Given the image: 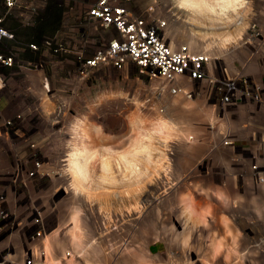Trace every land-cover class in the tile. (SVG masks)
Returning <instances> with one entry per match:
<instances>
[{
	"label": "rangeland",
	"instance_id": "obj_1",
	"mask_svg": "<svg viewBox=\"0 0 264 264\" xmlns=\"http://www.w3.org/2000/svg\"><path fill=\"white\" fill-rule=\"evenodd\" d=\"M227 1L156 0L155 13L165 18L174 46L206 52L231 72L259 79L264 0ZM70 90L65 104L26 118L28 137L0 135V212L8 214L1 257L22 253L13 228L37 206L50 264H264V185L249 180L247 166L251 157L264 164V148L257 152L248 132L234 134L240 149L224 148L230 121L198 97L170 94L161 80L106 69ZM258 124L264 127V119ZM26 141L35 145L43 174L37 192L24 174L35 162ZM77 145L85 179L75 186L69 159Z\"/></svg>",
	"mask_w": 264,
	"mask_h": 264
},
{
	"label": "built area",
	"instance_id": "obj_2",
	"mask_svg": "<svg viewBox=\"0 0 264 264\" xmlns=\"http://www.w3.org/2000/svg\"><path fill=\"white\" fill-rule=\"evenodd\" d=\"M155 6L156 0H0V135L28 137L33 130L25 131L22 125L26 118L45 116L42 101L65 104L74 84L88 86L92 75L106 69L161 80L170 94L187 100L198 97L217 114L233 115L245 105L264 109V74L255 79L243 71L233 73L206 52L172 45L166 20L155 13ZM251 29L254 33V24ZM9 111L14 112L6 116ZM250 132L258 152L264 148V135L257 128ZM234 138L223 133L222 146L240 149ZM25 148L34 159L35 145L26 141ZM240 153L239 163L244 164L247 151ZM34 160L24 174L37 192L43 174ZM251 160L249 180L264 185V164ZM4 201L0 195L2 205ZM27 210L29 217L13 228L23 251L0 256V264H46L43 209ZM7 217L1 210L3 230Z\"/></svg>",
	"mask_w": 264,
	"mask_h": 264
},
{
	"label": "crops",
	"instance_id": "obj_3",
	"mask_svg": "<svg viewBox=\"0 0 264 264\" xmlns=\"http://www.w3.org/2000/svg\"><path fill=\"white\" fill-rule=\"evenodd\" d=\"M204 103L210 108V106L206 102H204ZM49 107H52V104L48 101H42V103L40 104V108L44 112H46V110L49 109ZM234 113L235 114H233V115L232 114L230 115L228 113H227V115H226V113L225 114L218 113V115H217L218 118L224 117V119L227 118L228 121H230L228 123L227 127L225 128L226 129L225 133L231 134L232 136H235L234 134L243 136L244 132H248V134L250 136L251 129L257 128L258 131L260 132V135H264V127H262V125L258 124V123H260L261 119H264V109H261L260 111H258V110H255L252 106L245 105V106L239 107ZM250 115H254V118L251 119ZM237 121H239L241 123V125H243V126H241L243 128L242 130H239L240 123L236 124ZM230 123L232 124V126ZM238 126H239V128H238ZM223 130H221V131H223ZM251 141H253V140H251ZM218 153H221V152H218Z\"/></svg>",
	"mask_w": 264,
	"mask_h": 264
},
{
	"label": "bare ground",
	"instance_id": "obj_4",
	"mask_svg": "<svg viewBox=\"0 0 264 264\" xmlns=\"http://www.w3.org/2000/svg\"><path fill=\"white\" fill-rule=\"evenodd\" d=\"M237 0H229L227 1L226 3H228V5H230L231 3H235ZM180 2L183 4V5H188L192 2H194L195 4L198 5V0H180ZM171 44L173 45V43L171 42ZM80 152H81V149L78 147L77 145V151L75 152V156L71 157L69 159V168L72 172V175H73V178H74V181L76 184L75 186L77 185H80L82 179L85 177V170H83V167L81 166V162H80ZM77 154V155H76ZM82 159V158H81ZM85 179V178H84ZM73 180V179H72ZM139 184V183H138ZM78 189V188H77ZM129 198V197H128ZM135 207V206H134ZM187 212H182L183 214V217H184V225H188L190 223H192L191 221V218H190V215L189 214H186ZM188 215V217H187ZM75 217V216H74ZM76 220V219H75ZM74 220V221H75ZM73 221V220H72ZM73 221V222H74ZM188 223V224H187ZM194 224V223H193ZM192 235V234H191ZM189 236V235H188ZM188 238V237H187ZM186 239V238H185ZM184 241V240H183ZM185 242V241H184ZM183 244V243H182ZM189 245V244H188ZM187 246V245H186ZM184 250V249H183ZM92 252L98 257H100V253H96V249H93ZM190 253H189V256L187 258H189V261L192 262V260L190 258ZM217 257V256H216ZM170 258V257H169ZM170 260V259H169ZM195 260V259H194ZM219 259H217V262H218ZM214 261V260H212ZM47 264H50L49 261H47ZM52 262V261H51ZM67 263L66 264H74L75 263V260L74 259H68L66 261ZM132 261L128 262V263H131ZM194 262V261H193ZM52 264H61L60 261H56V262H52ZM206 264H209V262H206ZM212 264H214V262H212Z\"/></svg>",
	"mask_w": 264,
	"mask_h": 264
}]
</instances>
